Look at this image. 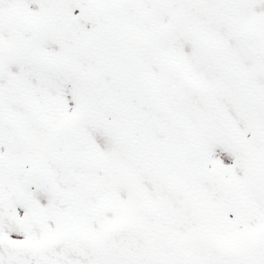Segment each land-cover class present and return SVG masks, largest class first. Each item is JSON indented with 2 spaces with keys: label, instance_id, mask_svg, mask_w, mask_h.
<instances>
[{
  "label": "snow or ice",
  "instance_id": "obj_1",
  "mask_svg": "<svg viewBox=\"0 0 264 264\" xmlns=\"http://www.w3.org/2000/svg\"><path fill=\"white\" fill-rule=\"evenodd\" d=\"M0 264H264V0H0Z\"/></svg>",
  "mask_w": 264,
  "mask_h": 264
}]
</instances>
